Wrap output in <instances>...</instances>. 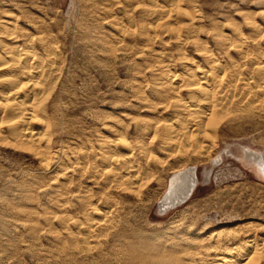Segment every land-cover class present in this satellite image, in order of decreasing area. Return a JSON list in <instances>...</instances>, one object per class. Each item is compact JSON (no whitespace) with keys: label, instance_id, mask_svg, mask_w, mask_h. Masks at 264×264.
Returning <instances> with one entry per match:
<instances>
[{"label":"bare ground","instance_id":"1","mask_svg":"<svg viewBox=\"0 0 264 264\" xmlns=\"http://www.w3.org/2000/svg\"><path fill=\"white\" fill-rule=\"evenodd\" d=\"M199 1L101 0L97 3L100 13L115 18L111 24L119 34H125L124 38L120 35L115 41L100 36L97 26L84 32L88 42L108 53L113 52L114 44L122 45L127 35L133 36L135 32L143 36L140 42L145 47L137 50V55L153 46L157 38L175 41L177 51L170 53L174 62L148 64L149 73L141 74L131 86L134 92L131 96L138 100L133 107L168 116L164 127L159 121L138 124L144 132L142 137L145 139L147 132L160 134L168 148L205 132L225 111L245 115L247 119L264 116V7L252 13L246 9L234 15L223 13V18L213 17L210 27H203L197 25V20L202 19L200 8L196 9ZM11 17L0 19V141L4 142L8 136L17 146L34 147L32 151L39 157L41 167L51 174L48 178L54 180V184H49L57 191L54 197L57 211L46 203L44 212L49 214L44 218L46 225H54L56 231L64 234L56 235L57 247L60 244V248L66 249V239L75 243L79 235L87 251H91L96 249L93 241L99 242L102 233L113 228L114 249L124 255L126 264H264V239L259 242L256 232L240 239L236 237L240 236L238 233L224 238L223 230L209 231L208 227L197 226L183 234V228L176 225L171 227L173 232L169 236L148 234L141 229L122 233L119 222L131 204L117 199V194L141 203L149 175L155 176L151 166L156 165L145 144H139L141 139L137 146L133 145L127 127L121 123L115 126L109 122L112 119L102 123L104 135L98 138L101 152L95 155L91 151V156L87 148L81 147L75 154L76 150L71 151L76 158L64 155L66 160H60L64 171V176L61 175L67 180L56 183L60 161H53H57L55 167L51 165L49 126L53 121L43 105L59 78V48L53 46L54 40L52 44L49 41L54 39L52 35L49 40L44 34L37 38L32 30L22 35L23 26L19 27L17 17ZM127 25L129 29L125 28ZM121 50L125 51L124 46ZM122 101L129 102V97ZM110 116L111 113L106 114ZM203 148L208 153V148ZM141 154L144 158H140ZM246 158L264 176V153L246 154ZM184 170L171 177L169 190L160 203L164 209L184 201L195 190L198 183L195 168ZM75 176L85 180L70 188ZM49 195L53 198V194ZM54 200L50 202L54 204Z\"/></svg>","mask_w":264,"mask_h":264},{"label":"rangeland","instance_id":"2","mask_svg":"<svg viewBox=\"0 0 264 264\" xmlns=\"http://www.w3.org/2000/svg\"><path fill=\"white\" fill-rule=\"evenodd\" d=\"M100 1L0 0V19L17 17L19 27L24 28L22 35L30 30L37 38L52 35L54 39L47 40L50 39L51 44L54 40L53 46L59 48V78L44 105L40 104L53 121L49 126L51 165L67 157L76 158L73 154L81 147L87 148L91 156V151L99 154L98 138L104 135L102 123L115 120L109 122L127 127L133 145L137 146L141 139L139 144H145L156 165L151 166L155 176L149 175V183L142 189L141 203L117 194V199L123 198L131 204L119 222L122 233L141 229L144 233L169 236L173 226L180 225L183 234L190 227L198 226L200 229L208 227L209 231L223 230L224 238L238 233L240 236L236 237L240 239L256 232L261 242L264 239V176L246 154L264 153V116L247 119L245 115L225 111L211 128L194 135L188 142H175V147L168 148L160 134L154 136L147 132L144 139L138 124L159 121L164 127L168 116L133 107L138 100L131 96L134 93L131 86L141 74L149 73L148 64L174 62L170 53L177 51L175 41L157 38L153 46L137 55V50L145 47L140 42L143 36L135 32L133 36L127 35L122 45L114 44L112 53L95 48L84 33L91 26L99 27L100 36L112 37L115 41L125 35L119 34L111 24L115 19L112 15L100 13L97 4ZM263 7L264 0H200L196 9L200 8L202 19L197 20V25L210 27L211 19L223 18V13L234 15L240 9L252 13ZM123 46L125 51L121 50ZM124 97H129V102L122 101ZM108 113L110 117H106ZM12 140L7 136L4 142L0 141V264H126L124 255L114 249L113 228L105 230L99 240L95 239L99 242L92 240L96 249L91 251H87L79 235L75 243L65 238L66 249L60 248V244L57 247L56 235L63 237L64 234L56 231L54 225H46L49 211L44 212L46 203L51 210L56 208L57 191L49 184L54 180L48 178L51 175L48 169L44 171L41 167L39 157L32 151L34 147L17 146ZM203 147L208 148V153L203 152ZM247 148L250 150H245ZM181 160L183 162L178 163ZM63 161L58 163L56 183L67 180L63 177ZM190 168H195L198 178L195 190L184 201L164 209L161 204L171 177L177 171ZM83 180L73 177L70 188L83 184ZM54 209L52 211H57Z\"/></svg>","mask_w":264,"mask_h":264}]
</instances>
